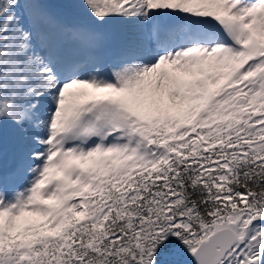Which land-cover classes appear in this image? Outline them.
<instances>
[{
    "label": "snow or ice",
    "instance_id": "6c2138e0",
    "mask_svg": "<svg viewBox=\"0 0 264 264\" xmlns=\"http://www.w3.org/2000/svg\"><path fill=\"white\" fill-rule=\"evenodd\" d=\"M0 264H264V0H0Z\"/></svg>",
    "mask_w": 264,
    "mask_h": 264
}]
</instances>
